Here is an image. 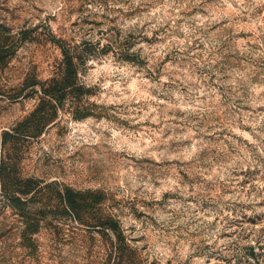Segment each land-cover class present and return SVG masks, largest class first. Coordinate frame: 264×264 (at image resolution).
Returning a JSON list of instances; mask_svg holds the SVG:
<instances>
[{"label": "rangeland", "instance_id": "obj_1", "mask_svg": "<svg viewBox=\"0 0 264 264\" xmlns=\"http://www.w3.org/2000/svg\"><path fill=\"white\" fill-rule=\"evenodd\" d=\"M62 49L77 104L12 133ZM2 157L51 194L0 193V264H264V0H0Z\"/></svg>", "mask_w": 264, "mask_h": 264}, {"label": "trees", "instance_id": "obj_2", "mask_svg": "<svg viewBox=\"0 0 264 264\" xmlns=\"http://www.w3.org/2000/svg\"><path fill=\"white\" fill-rule=\"evenodd\" d=\"M24 88H29L30 92L35 93L38 96V102L30 115L11 129V132L18 136L36 135L53 118L55 103H61L69 98L72 104H77L84 90L83 84L76 81V64L73 54L65 49H62V58L57 72L53 76L39 81L26 79ZM71 113L75 118L87 115L74 106ZM8 135L10 133L7 131L3 133L2 143H5ZM5 165L6 158L2 157L0 161V193L3 197L15 203L16 206L23 202L21 199L44 200L49 198L51 193L48 185H42L39 180L33 178L10 177L5 171ZM56 197L63 209L72 212L77 217L81 216L87 206L80 193L74 192L67 186H63L60 191H57ZM90 223L100 226L103 230H115L112 219L86 222L87 225Z\"/></svg>", "mask_w": 264, "mask_h": 264}]
</instances>
